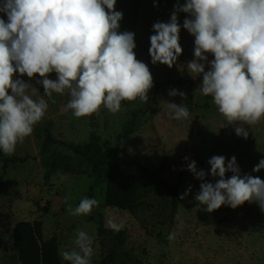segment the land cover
<instances>
[{"label": "rangeland", "instance_id": "obj_1", "mask_svg": "<svg viewBox=\"0 0 264 264\" xmlns=\"http://www.w3.org/2000/svg\"><path fill=\"white\" fill-rule=\"evenodd\" d=\"M175 2L158 0L154 6L153 0H117L115 9L123 12L119 31L135 33L134 51L148 64L154 86L147 103L122 101L116 114L103 105L96 113L100 142L110 148L132 112L144 110L134 132L104 162L100 176L86 155L64 143H54L50 152L42 153L49 131L76 144L89 140L91 118H76L71 110L65 111L70 99L67 94L54 93L55 103L48 101L47 112L31 136L17 144L15 152L32 157L11 164L1 187L0 264H22L21 250L14 243V227L22 219L40 220L45 240L58 241L60 252L74 247L78 230L86 231L94 240L91 264H264V212L258 204L245 202L235 209L222 205L209 213L194 199L202 181L188 170L182 174L190 160H196L197 168L206 172L205 180L215 183L219 178L210 175L207 161L213 155L226 159L235 155L241 176L251 174L264 180V169L252 171L264 158V119L254 126L245 125L249 136L244 139L236 135V125L228 124L212 100L205 106L202 75L194 79L186 68L194 59L195 39L182 27L186 13H179L183 53L177 64L172 68L151 64L152 25L168 22ZM0 17L7 20L4 13ZM49 78L56 79V74L50 73ZM23 79L39 90L33 96L38 99L42 85L26 75ZM173 88L186 93V98L170 96ZM168 102L182 103L190 118L171 119L166 112ZM3 166L0 157V174ZM231 175L227 172L226 178ZM190 185L191 192L181 200ZM65 197L71 198L65 202ZM84 197L95 198L99 206L89 215H70L68 206L75 208ZM109 218L124 227L113 231L107 226ZM173 232L176 238L169 241Z\"/></svg>", "mask_w": 264, "mask_h": 264}, {"label": "clouds", "instance_id": "obj_2", "mask_svg": "<svg viewBox=\"0 0 264 264\" xmlns=\"http://www.w3.org/2000/svg\"><path fill=\"white\" fill-rule=\"evenodd\" d=\"M117 0H0V151L15 153L45 116L53 94H67L65 111L76 118L91 116L101 106L110 113L121 110L122 101L149 100L154 86L148 64L139 60L135 33L119 31L123 12ZM158 5V0H153ZM186 13L183 29L194 36V59L187 62L188 73L202 75L201 93L212 98L228 124L236 125L237 136L247 139L245 127L264 119V0H176L168 22L152 25L148 49L151 64L172 68L183 53L180 44L179 13ZM211 55L212 59H209ZM207 68V70H206ZM50 73L56 79L49 78ZM38 74V76H37ZM29 81L42 85L43 94ZM31 89V94L28 90ZM170 96L186 98V93L170 89ZM45 97L48 99L46 100ZM167 115L187 120L190 112L182 103L168 102ZM186 161L189 157H184ZM207 163L215 183L205 180L206 172L190 160L187 170L200 181L194 196L209 213L227 205L233 209L245 202L258 204L264 212V180L244 174L233 155H213ZM264 169V158L253 172ZM231 172L230 178L226 173ZM191 185L180 195L187 198ZM71 197H65L67 202ZM99 206L95 198L84 197L72 216L89 215ZM107 226L119 232L124 224L114 218ZM173 241L176 233H170ZM74 247L60 253L68 264H91L94 240L78 230Z\"/></svg>", "mask_w": 264, "mask_h": 264}, {"label": "trees", "instance_id": "obj_3", "mask_svg": "<svg viewBox=\"0 0 264 264\" xmlns=\"http://www.w3.org/2000/svg\"><path fill=\"white\" fill-rule=\"evenodd\" d=\"M134 2L132 3V5ZM160 85V83L158 84ZM192 95V91H190ZM212 98L207 97L205 106H210ZM144 110H135L130 121L124 126L119 133L116 143L110 148H104L99 139V124L96 120V113L90 116L91 131L89 140L85 144H76L56 137L50 131L46 134V138L42 144V153H48L52 149L54 143H64L71 146L77 153L86 155L98 170L99 176L102 173L103 164L109 158L113 150L119 149L124 140L134 132L136 121L141 112ZM0 157L4 160L3 172L0 174V192L4 183L5 175L8 172V167L11 164L25 163L32 154L26 155L15 152L11 156H5L0 151ZM35 157V156H33ZM187 171V165L183 168L182 174ZM97 177L96 182L99 180ZM92 197V194L91 196ZM177 199V198H176ZM176 203V200H175ZM44 228L40 220L22 219L18 221L14 227V243L21 252L22 264H64L60 255L59 243L55 239L50 241L45 240Z\"/></svg>", "mask_w": 264, "mask_h": 264}]
</instances>
